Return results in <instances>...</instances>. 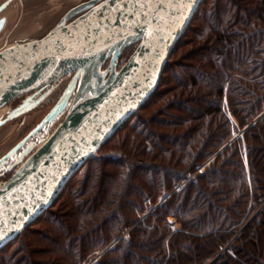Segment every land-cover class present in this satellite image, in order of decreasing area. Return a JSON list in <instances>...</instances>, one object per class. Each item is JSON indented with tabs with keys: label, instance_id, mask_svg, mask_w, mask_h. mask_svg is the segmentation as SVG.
<instances>
[{
	"label": "trees",
	"instance_id": "16d2710c",
	"mask_svg": "<svg viewBox=\"0 0 264 264\" xmlns=\"http://www.w3.org/2000/svg\"><path fill=\"white\" fill-rule=\"evenodd\" d=\"M226 105L240 128L264 111V0H203L150 98L30 224L55 251L15 238L0 264H68L63 254L88 264L124 229L93 264H208L218 254L212 264H262L264 116L227 145L236 125Z\"/></svg>",
	"mask_w": 264,
	"mask_h": 264
},
{
	"label": "water",
	"instance_id": "95a60500",
	"mask_svg": "<svg viewBox=\"0 0 264 264\" xmlns=\"http://www.w3.org/2000/svg\"><path fill=\"white\" fill-rule=\"evenodd\" d=\"M10 1L0 4V12ZM202 1L88 0L70 9L45 36L1 49L0 108L68 74L74 77L37 129L65 109L63 121L0 188V249L53 204L72 176L150 98ZM4 23L1 17L0 30ZM130 37L135 39L126 43ZM133 42L137 45L126 63L110 72ZM108 57L110 67L102 71ZM89 65L78 88L80 73Z\"/></svg>",
	"mask_w": 264,
	"mask_h": 264
},
{
	"label": "rangeland",
	"instance_id": "374dc122",
	"mask_svg": "<svg viewBox=\"0 0 264 264\" xmlns=\"http://www.w3.org/2000/svg\"><path fill=\"white\" fill-rule=\"evenodd\" d=\"M3 1H5V0H0V4ZM81 1H83L82 3H85L88 0H12V1H10L8 6L2 12H0V18L3 17L5 19L4 26L0 30V50L2 48H5V47L11 46V45L20 44L24 41L26 42V41H30V40H34V39H39V38L45 36L53 27L56 26V24L61 20V18L70 9L79 5L78 3ZM80 13L75 14L72 18H75V16L79 15ZM136 45H137V42H133V43L125 46L122 49V51L118 57V61H117V64L115 66V69L113 68L112 70H110V72H112V73L116 72L126 63L128 58L130 57V55L134 51ZM110 61H111V57H108L106 59V61L101 66L102 71H105L110 67ZM88 73H89V69L82 70V74L80 73L79 88L81 87L84 80L87 78ZM73 77H74L73 74H68V75L64 76L63 78H61L55 82H52L50 85L45 86L44 88H42L43 89L42 92H39L36 95H35V92H37V91L30 92L29 94H27L25 96V99L22 100L21 102H19L18 99L13 100V102L11 103L12 106L10 107L11 109L9 110L8 114L3 116V117H2V115L4 114V112L6 110H8V108L5 107L4 109H0V121L1 122L3 119L7 118L9 114L11 115V118L7 119V121L5 122V123H7V125L4 123L6 126L1 127L4 124H2L0 126V145L2 144V141L4 140L3 137H5V136H7V140L9 141V142H6V144L2 148H0V160H1V164H0V188L15 173V171L22 165V163L25 161V159H27L28 156H30L36 150V148H39L48 139V137L53 133V131L57 128V126L63 121V118H64L65 113H66L65 109L63 111H61L60 113H58L53 119H51L50 121L45 123L41 128L37 129V126L44 119V117L49 113V111L53 108V106L57 103V101L59 100V98L61 97V95L63 94V92L67 88V85L71 82V79ZM261 77H259L257 79H260ZM31 95H33V96H31ZM28 98H29L28 103L23 105L22 107H20L21 110L14 111L15 109H18L19 106L24 104L23 102H25V100ZM18 102H19V104L16 105V103H18ZM224 102H225V100H224ZM13 105H16V106H13ZM226 112L228 113L227 116H228L230 122L233 121L234 124L236 125L237 121L234 118V116L228 111V106L226 108ZM263 113H264V111L261 112L256 118H254L244 128H240L236 125L235 131H234V137H233V138H235L234 140H236L237 138H241L243 136V134H245V132L249 126L255 124L264 116V115H262ZM132 116L130 117V119L132 118ZM13 130H15V132L18 135L16 139H15L14 135L11 133V132H13ZM18 130H20V133ZM31 133H33L32 138L29 141L27 140L28 142L26 141L27 142V143L25 142L26 144L24 143L25 144L24 147L18 148V149H16V151H14L15 148H11L25 134L27 135V137H29V135ZM12 136H13V139L11 140ZM13 151H14V153H12ZM98 151H99V149L96 151L94 156L97 157L100 155L98 153ZM212 159L213 158H211L210 160L208 159L205 162V164L202 165L201 168H199L195 173H199L203 167L209 165V163ZM84 164H83V166H84ZM195 173H193L190 176V178L193 177ZM73 176H72V178H73ZM184 183H185V181H183L174 191H177ZM169 196H171V193L168 194L167 196H164L162 199H160L158 204L164 198H165V200L167 198H169ZM157 206H159V205H156V207ZM263 206H264V200L262 201L261 208ZM260 209H258L252 215H250L248 220H246L243 228H245L249 224V222L258 215V211ZM47 211H45V212H47ZM148 214H150V213L145 212L143 214H140L138 216L135 224L143 221L147 217ZM169 221L172 222L173 228L177 229L179 227V225L176 222V219L174 217H170ZM25 230H26L27 235L22 236V235H24V233H20L16 237L15 241L21 240L24 244H25V242H26V244L29 243L32 250L37 251V250H41L43 248H48L47 246H49V248H51L52 251H55L56 248L53 247L52 243L49 242V245H47L45 243V241L43 240L42 236H39L42 234V226L40 227L38 225H29L28 229H25ZM128 232H129L128 229H126V230L124 229L119 233V236H121V238H124L128 235ZM239 232L240 231H238V233ZM238 233H236L232 237L231 241H233L238 236ZM118 241H116V238H113L106 244V246L108 247V245H111V247H112ZM24 244H22V245L24 246ZM19 246H20V243H16V244L14 243L13 247H10L9 251L6 253L9 254V252L10 253L14 252L15 250H17V248ZM107 247H105V246L100 247V248L95 247L94 250H92L88 254L89 256L92 255L88 259V262L90 261L88 264H93V263L97 262L99 260V258L102 256L105 248H107ZM27 251H28L27 246L22 247V250L18 251V254L19 255L27 254ZM42 254L43 253L37 254V252H36V254H34L32 256V258H36L37 260H41V261L42 260L46 261V259H47L46 257H48V256H45ZM63 255H64L63 258H66V262L68 261V264H70V263L73 264L72 258H70L68 255H65V254H63ZM218 257H219V254L212 260L215 261L218 259ZM1 259H2V255L0 254V261H1ZM93 259H94V261L91 262ZM212 260L209 263H211V262L213 263L214 261H212ZM85 263H87V262H84V264ZM262 264H264V260L262 261Z\"/></svg>",
	"mask_w": 264,
	"mask_h": 264
},
{
	"label": "flooded vegetation",
	"instance_id": "af4514ba",
	"mask_svg": "<svg viewBox=\"0 0 264 264\" xmlns=\"http://www.w3.org/2000/svg\"><path fill=\"white\" fill-rule=\"evenodd\" d=\"M4 2V1H3ZM83 1H81V2H79L78 4H81ZM76 6V5H75ZM85 9L84 8H82V9H79L78 11H80V12H82V11H84ZM78 11H76L77 13H80V12H78ZM75 12V13H76ZM76 13V14H77ZM58 19V18H57ZM42 90L43 89H40L39 91H37V92H35V95L36 94H38L39 92H42ZM29 94V93H28ZM27 94H25V95H22V96H19V97H16L14 100H19V102H21L22 100H24L25 99V96H26ZM31 96H33V95H31ZM13 102V100L11 101V102H9V103H7L5 106H3L2 108H0V109H4L5 107L6 108H8V110H6L5 112H4V114L2 115V117L3 116H5V115H7L8 114V112H9V110L11 109L10 107L12 106V103ZM19 102L18 103H16V105L17 104H19ZM16 105H13V106H16ZM2 111V110H1ZM5 119H8V118H5ZM10 119V118H9ZM4 120V119H3ZM7 121V120H6ZM5 121V122H6ZM5 122H3V123H1L0 124V126L2 125V124H4ZM6 125H7V123H5ZM2 125L1 127H4V126H6V125ZM19 131V133H20V130H18ZM13 135H14V137H15V139L17 138V133L15 132V130H13V132H11ZM11 134V135H12ZM32 135H33V133H31L30 135H29V137H27V135L25 134L19 141H17L11 148H15V149H18V148H22V147H24L25 146V144L32 138ZM3 141H2V144L0 145V148H2L5 144H6V142H9L8 140H7V136H5V137H3ZM13 139V136L11 137V140ZM28 140V141H27ZM27 141V142H26ZM26 142V143H25ZM25 143V144H24ZM0 164H1V160H0Z\"/></svg>",
	"mask_w": 264,
	"mask_h": 264
},
{
	"label": "bare ground",
	"instance_id": "6f19581e",
	"mask_svg": "<svg viewBox=\"0 0 264 264\" xmlns=\"http://www.w3.org/2000/svg\"><path fill=\"white\" fill-rule=\"evenodd\" d=\"M78 12H80V11H78ZM76 13H77V12H76ZM134 39H135V38L130 37V38L127 40L126 43H129V42H131V41L134 40ZM34 40H36V39H34ZM30 41H31V40H30ZM20 44H21V43H20ZM16 45H17V44H16ZM11 46H13V45H11ZM8 47H10V46H8ZM5 48H7V47H5ZM5 48H4V49H5ZM0 51H1V50H0ZM90 67H91V65L86 66V67H84L82 70L89 69V72H90ZM81 74H82V71H81ZM88 74H89V73H88ZM80 79H81V78H80ZM79 85H80V81H79ZM79 85H78V88H79ZM4 106H5V105H4ZM1 108H2V107H1ZM58 126H59V125H58ZM58 126H57V127H58ZM56 129H57V128H56ZM56 129H55V130H56ZM55 130H54V131H55ZM54 131H53V133H54ZM53 133H52V134H53ZM52 134H51V135H52ZM51 135H50V136H51ZM50 136H49V137H50ZM49 137H48V138H49ZM44 143H45V142H44ZM44 143H43V144H44ZM43 144H42V145H43ZM42 145H41V146H42ZM41 146H40V147H41ZM4 184H5V183H4ZM4 184H3V185H4ZM2 187H3V186H2Z\"/></svg>",
	"mask_w": 264,
	"mask_h": 264
},
{
	"label": "crops",
	"instance_id": "0c3cea01",
	"mask_svg": "<svg viewBox=\"0 0 264 264\" xmlns=\"http://www.w3.org/2000/svg\"><path fill=\"white\" fill-rule=\"evenodd\" d=\"M6 1V0H5Z\"/></svg>",
	"mask_w": 264,
	"mask_h": 264
}]
</instances>
